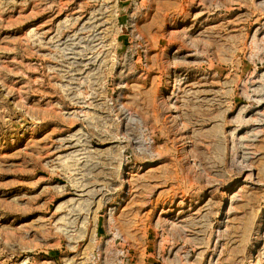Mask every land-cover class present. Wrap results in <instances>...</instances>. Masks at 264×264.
I'll list each match as a JSON object with an SVG mask.
<instances>
[{
	"label": "rangeland",
	"instance_id": "obj_1",
	"mask_svg": "<svg viewBox=\"0 0 264 264\" xmlns=\"http://www.w3.org/2000/svg\"><path fill=\"white\" fill-rule=\"evenodd\" d=\"M0 264H264V0H0Z\"/></svg>",
	"mask_w": 264,
	"mask_h": 264
},
{
	"label": "bare ground",
	"instance_id": "obj_2",
	"mask_svg": "<svg viewBox=\"0 0 264 264\" xmlns=\"http://www.w3.org/2000/svg\"><path fill=\"white\" fill-rule=\"evenodd\" d=\"M235 186V185H234ZM230 189H232L231 187L228 189V191L230 190Z\"/></svg>",
	"mask_w": 264,
	"mask_h": 264
}]
</instances>
